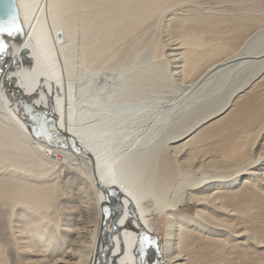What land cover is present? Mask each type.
Returning a JSON list of instances; mask_svg holds the SVG:
<instances>
[{"label":"bare ground","instance_id":"bare-ground-1","mask_svg":"<svg viewBox=\"0 0 264 264\" xmlns=\"http://www.w3.org/2000/svg\"><path fill=\"white\" fill-rule=\"evenodd\" d=\"M252 1L13 0L0 264H264V20L244 16ZM98 184L115 201L103 233ZM82 229L84 245L61 252L59 235Z\"/></svg>","mask_w":264,"mask_h":264},{"label":"water","instance_id":"water-1","mask_svg":"<svg viewBox=\"0 0 264 264\" xmlns=\"http://www.w3.org/2000/svg\"><path fill=\"white\" fill-rule=\"evenodd\" d=\"M12 3H13V0H0V24L6 25L11 19L12 17L11 12H13L12 10L13 8L11 6ZM0 36L2 37L3 40H7L3 42L5 43V45L7 46V49H9L10 54H11L10 58L7 61L5 59H1L0 57V85H2V83L6 81L7 83L5 82L6 83L5 87H7L8 85L11 84V82L14 84L13 79L9 78V74H10L11 68L13 67L14 63L17 60V57L15 55V50H14L15 45L13 43L15 41L14 39L18 37V33L14 32L12 35H9L7 32H2L0 33ZM10 79H11V82H10ZM98 187H99V191L101 192L100 203H101V209L103 210V216H102V221H101V230L103 233L106 230L107 220L111 218L112 213L114 212L113 203L115 201H114V196L112 195L113 187H108L102 184H98ZM140 232L142 235L145 234V231L143 230H140ZM146 235L148 234H145V236ZM155 244L157 246L156 239H155ZM142 255L146 256L145 251L142 252ZM101 257H102V254L99 253V260L101 259ZM145 260L146 259L144 258L142 259L143 264H154V263L145 262Z\"/></svg>","mask_w":264,"mask_h":264},{"label":"rangeland","instance_id":"rangeland-1","mask_svg":"<svg viewBox=\"0 0 264 264\" xmlns=\"http://www.w3.org/2000/svg\"><path fill=\"white\" fill-rule=\"evenodd\" d=\"M244 8H246L245 9L246 10V13H244L245 14L244 16L250 17L252 19H254V18L255 19L256 18H260V19L264 20V0H253L252 2L247 3ZM222 17L224 19H228L230 17V15L227 13V14H224ZM252 19H250L248 21L249 24H250V22L253 21L252 24H251V27L248 28V33L255 32V30L261 25V24H258L256 21L254 22V20H252ZM237 20H241V19H237ZM61 197H62V202L64 201L65 202V205H66V202L68 204H71L70 202L66 201L65 198H63V194L61 195ZM65 205H64V208H65ZM62 206H61V208H63ZM90 207L87 210V212H89V213H91L93 211V209H91ZM82 209H83V213L86 212V207L85 208L83 207ZM78 210H80V207L75 210V213H77ZM60 211H62V209ZM80 213H82V210H81ZM60 214L61 213L59 212L57 216H60ZM61 216H62V214H61ZM61 216L59 218H61ZM152 216H154V215H152ZM158 224H160V217H159V221H158V219L155 221V226H158ZM160 226L161 225H159V227ZM60 227L63 228L64 225L60 224ZM160 230H161V227H160ZM61 232H62V230H61ZM58 238H59V241H57V242H59V243L61 242L63 244L61 246L62 248L60 250L62 252V250L63 251H66L67 250V247L68 248L69 247L70 248L78 247V246H74V245H71V244L68 245L70 243V241L77 242L78 245L79 244L80 245H84L83 243L86 242V233H85L84 229H82L78 233L70 234L68 240H66V241L62 238V234L59 235ZM47 257H48V259H52L53 257H59V255H58V253H54L52 256L47 255Z\"/></svg>","mask_w":264,"mask_h":264},{"label":"snow or ice","instance_id":"snow-or-ice-1","mask_svg":"<svg viewBox=\"0 0 264 264\" xmlns=\"http://www.w3.org/2000/svg\"><path fill=\"white\" fill-rule=\"evenodd\" d=\"M20 30L19 25L16 23V17L13 16L9 20V22L5 24H0V33L7 32L9 35H12L14 32H18ZM4 50V45L0 43V51ZM145 241L148 240L147 237L144 238ZM150 242V241H148Z\"/></svg>","mask_w":264,"mask_h":264}]
</instances>
